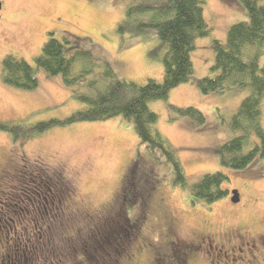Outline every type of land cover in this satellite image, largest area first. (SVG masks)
<instances>
[{"label": "rangeland", "instance_id": "rangeland-1", "mask_svg": "<svg viewBox=\"0 0 264 264\" xmlns=\"http://www.w3.org/2000/svg\"><path fill=\"white\" fill-rule=\"evenodd\" d=\"M0 1V70L2 59L8 54L33 65L42 44L53 37L66 46L65 50H69L70 55L75 54L76 50L92 55V58H88L76 54L72 62V72L81 73L78 84L74 86L80 92L94 94L104 85L99 76L100 69L92 67V62L99 66L108 63L118 77L138 84H143L148 78L162 80L161 61L147 57V52L154 48L157 39L122 35L117 30L130 0ZM202 8L208 34L195 39L194 50L190 53L192 79L213 75L214 41L225 44L229 27L247 18L246 11L234 0H203ZM64 37L68 40L65 43L62 41ZM263 61L264 55L260 56L259 63ZM35 75L37 87L21 90L5 85L0 72V121L29 125L50 118H64L84 105L71 96V88L63 84L59 75L49 77L40 69H36ZM92 79L97 80L96 84L88 86ZM248 94V88L203 94L191 81L173 88L166 100L148 104L158 117L155 128L177 152L187 179V188L170 185L169 170L163 165H155L152 157L138 145L131 124L121 116L102 122L54 128L24 143H15L8 134L0 131V189L5 190L1 197L0 225L4 219L11 217L13 221H9L6 227L12 229L10 234L17 232L20 235L25 230L17 221L22 216L19 206H13V211L6 210L14 173L23 174V171L38 169H45L49 174L62 171L65 174L62 180L66 189L76 195L73 196L76 204L71 209L72 214L65 213L61 218L45 213L43 206H31L30 217L39 220H33L31 224L32 244L29 245L30 248L34 247V252L28 255V263L81 264V256L84 259L92 257V247L102 243L100 239L95 243L85 242L82 235L86 231L82 227L84 223L81 225L75 214L89 212L94 216L93 220L102 217L109 220L113 214H117V210L120 211L125 186L131 180L128 175L136 172L134 191L147 188L148 191H142L143 195L147 194V205L142 206L137 201L125 213L127 218L123 217L122 223L116 224L128 227L127 220H143L144 223L139 225L141 230L137 229L142 232L140 239H146L156 246L166 231L173 240L176 238L177 242L191 245L192 242L197 243L202 233L213 232L221 237L236 232L238 228L243 231L246 227L256 234L253 237L257 239L259 234L264 235V158L258 157L247 168L233 171L219 166L216 154L222 143L240 134L230 127L229 121ZM170 106L197 108L206 119L205 128L196 129L189 118L179 116ZM261 126L264 129V104L261 106ZM256 142L254 135H250L245 149L252 148ZM3 171H7L6 180L2 179ZM214 171H222L228 178L221 186V189L228 191L226 197L211 205L194 201L189 186L204 174ZM16 181L19 182L18 179ZM145 182L148 184L143 187ZM233 190L239 194L238 203L231 201ZM112 204L118 206H110ZM63 207L66 208L57 206L56 211ZM142 208L148 209L146 219L139 213ZM35 225L37 227L34 228ZM4 233L8 231L0 226V234L4 236ZM108 239L114 244L110 235ZM136 243V240L132 241L128 247L129 256L137 252ZM52 244L57 250L53 254L48 251L50 247L54 250ZM78 245L80 252L77 251L75 255L74 249ZM5 251L6 248L0 249L2 254ZM145 251L146 248L142 249L140 254L136 253L131 260L121 261V264L148 263L150 257L144 254ZM175 254L177 264H184L181 257ZM206 260L204 257L203 262L199 258L197 264H206ZM216 260L213 259L212 264H217ZM2 264L12 263L9 259Z\"/></svg>", "mask_w": 264, "mask_h": 264}, {"label": "trees", "instance_id": "trees-1", "mask_svg": "<svg viewBox=\"0 0 264 264\" xmlns=\"http://www.w3.org/2000/svg\"><path fill=\"white\" fill-rule=\"evenodd\" d=\"M234 1L246 11L247 18L229 27L225 44L214 41L215 61L211 67L213 74L211 76L192 79L193 67L190 53L194 50L195 39L208 34V25L203 18V0H130L126 5L117 30L122 35L142 37L145 40L157 39L154 48L147 52V57L150 60L161 61L163 66L161 81L148 78L143 84H138L118 77L108 63L99 66L92 62V67L100 69L99 76L102 77L104 85L94 94L80 92L74 86L78 84L81 73L72 72V62L76 54L88 58H92V55L82 50H76L75 54L70 55L69 50H65L66 46L53 37H49L42 44L40 53L34 57L33 65L22 58L11 54L6 55L2 59L0 70L1 79L5 85L21 90H32L38 84L36 69H40L49 77L59 75L63 84L71 88V96L84 105L64 118H50L29 125L16 121H0V131L8 134L13 142L24 143L54 128H64L76 123L102 122L121 116L131 124L138 139V145H141L152 157L155 165H163L166 170H169L170 185L187 188V179L177 152L155 128L158 117L148 104L152 101L166 100L173 88L191 81L203 94L222 93L232 88H248L249 94L241 100L229 121L230 127L239 131L240 134L225 141L216 150L219 166L233 171L247 168L256 158H264V129L261 126V106L264 104V61L262 64L259 63L260 56L264 55V0ZM62 41L65 43L68 40L64 37ZM96 82V79H92L87 85L93 86ZM170 108L179 116L189 118L196 129L205 128L206 119L197 108L192 106L185 108L170 106ZM250 135H254L257 142L252 148L246 150ZM40 171L46 172L45 169ZM6 172L3 171L2 179L4 180L8 178L7 174L5 175ZM56 172L61 177L65 176L62 171ZM46 174L49 175V173ZM136 175V172L128 175L131 180L125 186L126 206H119L121 212L117 210V214L110 215L113 217L109 220H107L108 217L93 220L94 216L89 212L75 214L76 220L79 219L82 222L81 225L84 223L82 227L86 231L82 235L85 242L95 243V240L100 239L102 243L98 247L93 244L95 246L92 247L93 256L88 259L81 256L83 260L79 263L121 264V261L128 262L132 256L137 255L136 253L140 254L142 249L146 248H141L142 242L150 243L146 239H140L142 232L139 225L144 223L143 220L138 218L132 221L127 220L128 227L124 224H116L122 223L123 217H126L125 213L132 209L137 201L140 204L148 201L147 194H142V191H148L147 188H140L139 192L134 191V186L137 185ZM227 179L222 171L206 173L189 186L190 196L194 201L211 205L226 197L228 191L221 189V186ZM147 184L145 182L143 187ZM54 192L57 200L60 198L62 200L63 195L65 196L60 206H66V208L56 211L57 206H43L45 213L58 218L65 213L72 214L71 209L76 202L74 199L67 198V194L70 193L68 189L63 186L62 194L61 190L59 192L54 190ZM4 193L5 190L0 189L1 197ZM10 207L13 209V206ZM24 209L23 206L22 210ZM147 211L148 209L142 208L139 213L143 216L148 213ZM33 219L37 221L38 218ZM28 220L29 216L24 210L17 220L22 224L20 227L25 229L23 233L18 235L16 232V236H13V232L9 233L12 229L5 228L8 231L7 234L4 233L6 241L3 234H0V249L6 248L3 254L0 252V264L9 259L12 264H29L28 255L34 252V247L30 248L29 245V243L32 244L33 221L30 223ZM112 221H114L113 224H110ZM7 224L4 227H8ZM137 229L140 230L137 231ZM108 235L113 238L114 244L108 239ZM135 240L137 252L129 256L128 247ZM2 241H4L3 245ZM151 244L144 253L150 257L146 264H165L162 260L163 256L161 259L159 255L168 249L163 247L156 254L155 243ZM158 244L159 242L156 243ZM52 246L54 250L51 247L48 249L51 254L57 251L53 244ZM79 249L80 245L74 249L75 255L77 251L80 252ZM173 250L181 259L184 258L178 253L177 248ZM11 252H14L16 256L13 257ZM49 261L52 262L50 259Z\"/></svg>", "mask_w": 264, "mask_h": 264}, {"label": "flooded vegetation", "instance_id": "flooded-vegetation-1", "mask_svg": "<svg viewBox=\"0 0 264 264\" xmlns=\"http://www.w3.org/2000/svg\"><path fill=\"white\" fill-rule=\"evenodd\" d=\"M40 170L23 171V174L14 173V176H12V179L14 178V183L11 188V193L9 194L10 200L8 204H6L7 211H13L9 206H20L21 210L24 206L26 215L29 216L28 221L30 223L34 220V217H30L29 210L31 206H60V202L65 199L63 195L62 200L61 198L57 200L58 198H56L54 192V190L58 192L61 190L62 194L63 186L66 188L62 180L63 176L61 177L57 172L47 175V172ZM6 174L7 172L5 175ZM16 179H18L19 182H17ZM73 196L75 197L76 195L74 193L67 194V198L74 199ZM126 200V196L123 195L122 204L120 206H126ZM2 203L3 199L0 196V204ZM141 204L147 205L146 201H143ZM114 206H118V204ZM206 211L209 212V210ZM147 214L143 215L144 219H146ZM9 221H13V218L9 217L7 220L4 219L1 224L2 227ZM6 226H9V224ZM249 229L250 228L246 227L243 231H240L241 229L238 228L236 232L230 233L227 236L222 235L221 237L216 236L217 234L213 232L208 234L202 233L199 234L197 243L192 242L193 244L191 245L185 242H177L176 238L173 240L167 235L168 233L164 231L161 235L162 241L154 248L156 249V254L158 251L160 252L163 247L168 249L166 252L160 253L159 255L161 259L163 256L162 260L165 264H177L173 248H177L178 253L184 257L182 258L184 264H197L199 258H202L204 262V257L207 259L206 264H212L213 259H217V264H246V262L249 264H263L264 259L262 260L261 258L264 257V235L259 234L258 238L255 239L253 236L256 234L251 233ZM13 236H16V234ZM151 245V243L147 244L142 242L141 248H149ZM256 253L259 254L257 258ZM11 254L13 257L16 256L14 252H11Z\"/></svg>", "mask_w": 264, "mask_h": 264}, {"label": "water", "instance_id": "water-1", "mask_svg": "<svg viewBox=\"0 0 264 264\" xmlns=\"http://www.w3.org/2000/svg\"><path fill=\"white\" fill-rule=\"evenodd\" d=\"M0 9H1V1H0ZM239 199L238 192L236 190L232 191V196H231V201L232 202H237Z\"/></svg>", "mask_w": 264, "mask_h": 264}]
</instances>
